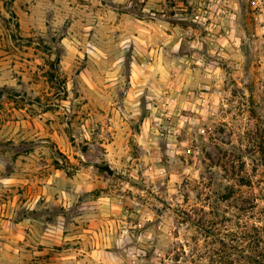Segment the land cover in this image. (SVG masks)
Wrapping results in <instances>:
<instances>
[{
	"label": "rangeland",
	"instance_id": "obj_1",
	"mask_svg": "<svg viewBox=\"0 0 264 264\" xmlns=\"http://www.w3.org/2000/svg\"><path fill=\"white\" fill-rule=\"evenodd\" d=\"M0 264H264V0H0Z\"/></svg>",
	"mask_w": 264,
	"mask_h": 264
},
{
	"label": "water",
	"instance_id": "obj_2",
	"mask_svg": "<svg viewBox=\"0 0 264 264\" xmlns=\"http://www.w3.org/2000/svg\"><path fill=\"white\" fill-rule=\"evenodd\" d=\"M104 169L108 170L109 172H112L111 168L109 165H104L103 166Z\"/></svg>",
	"mask_w": 264,
	"mask_h": 264
}]
</instances>
